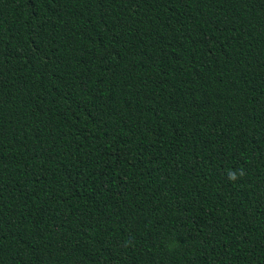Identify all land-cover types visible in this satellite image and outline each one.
<instances>
[{"label": "trees", "instance_id": "obj_1", "mask_svg": "<svg viewBox=\"0 0 264 264\" xmlns=\"http://www.w3.org/2000/svg\"><path fill=\"white\" fill-rule=\"evenodd\" d=\"M0 264H264V0H0Z\"/></svg>", "mask_w": 264, "mask_h": 264}]
</instances>
